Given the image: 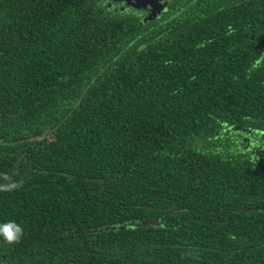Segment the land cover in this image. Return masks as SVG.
<instances>
[{"label": "trees", "instance_id": "1", "mask_svg": "<svg viewBox=\"0 0 264 264\" xmlns=\"http://www.w3.org/2000/svg\"><path fill=\"white\" fill-rule=\"evenodd\" d=\"M263 50L264 0H0V264H264Z\"/></svg>", "mask_w": 264, "mask_h": 264}, {"label": "flooded vegetation", "instance_id": "2", "mask_svg": "<svg viewBox=\"0 0 264 264\" xmlns=\"http://www.w3.org/2000/svg\"><path fill=\"white\" fill-rule=\"evenodd\" d=\"M106 2V5L108 7H114L115 10L120 12H130V14L136 15L141 20H147L150 21L151 18H154L156 16L166 14L168 12L169 6L175 1V0H162L159 3L158 9H153L151 6H146L145 8L137 9L133 7L132 5H129L125 0H104ZM235 1V0H231ZM239 1V0H238ZM240 1H246V0H240ZM263 2V0H258V3ZM226 4H230V2H225ZM263 52V53H262ZM262 56H264V50L262 51ZM254 141V148L257 150V152L263 154L264 156V145L261 144L260 137L255 139ZM261 144V145H260Z\"/></svg>", "mask_w": 264, "mask_h": 264}, {"label": "clouds", "instance_id": "3", "mask_svg": "<svg viewBox=\"0 0 264 264\" xmlns=\"http://www.w3.org/2000/svg\"><path fill=\"white\" fill-rule=\"evenodd\" d=\"M0 180L4 183H0V189L5 191H11L16 189L19 184L18 182L8 183L10 176L5 173H0ZM23 236V228L14 220H9L0 223V240L7 244H13L18 242Z\"/></svg>", "mask_w": 264, "mask_h": 264}, {"label": "water", "instance_id": "4", "mask_svg": "<svg viewBox=\"0 0 264 264\" xmlns=\"http://www.w3.org/2000/svg\"><path fill=\"white\" fill-rule=\"evenodd\" d=\"M129 5H132L133 7L140 9V8H145L146 6H151L153 9H158L159 8V3L162 0H125ZM179 208H176L174 210H178ZM143 224H157L156 220H144ZM114 229V227H106V228H102L100 230L98 229H94L92 231H88V232H98V231H107V230H111Z\"/></svg>", "mask_w": 264, "mask_h": 264}]
</instances>
